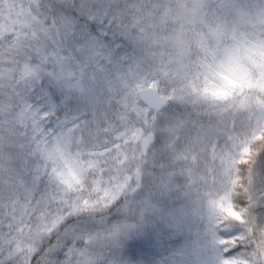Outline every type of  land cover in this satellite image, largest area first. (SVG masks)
I'll use <instances>...</instances> for the list:
<instances>
[{"label":"snow or ice","instance_id":"1","mask_svg":"<svg viewBox=\"0 0 264 264\" xmlns=\"http://www.w3.org/2000/svg\"><path fill=\"white\" fill-rule=\"evenodd\" d=\"M134 12L132 0H0V264H205L169 176V129L191 118L121 103L143 55ZM255 172L239 203L264 221V154ZM230 223L210 238L215 264L248 247Z\"/></svg>","mask_w":264,"mask_h":264},{"label":"trees","instance_id":"2","mask_svg":"<svg viewBox=\"0 0 264 264\" xmlns=\"http://www.w3.org/2000/svg\"><path fill=\"white\" fill-rule=\"evenodd\" d=\"M132 2L135 7L132 23L138 30L143 55L128 71L129 80L124 87L127 84L134 90L155 87L170 100L169 105H178L191 118L190 123L186 119L170 127L178 139L170 144L169 176H178L181 183L184 178L177 173L178 169L190 163L195 173L201 171L198 163L203 152L195 143L184 140L189 130L197 133L199 127H213L225 133L238 128L244 131L247 139L244 150L235 160L232 156L226 159L229 172L226 171L224 186L222 190H212L215 196L223 194L224 201L212 210L210 229L213 235L222 219L231 218L230 227L245 230L248 247L222 264H264V221L252 214L251 206L239 203L247 199L245 185L256 174V166L264 154V0ZM10 26L6 25L5 30ZM240 94L246 96L249 109L260 106L258 122L255 119L246 125L242 122V113L234 105ZM184 95L200 97L205 107L184 104ZM148 112L149 108L146 115L137 118H147ZM129 139L134 140V134ZM216 171L213 174L220 179ZM26 238L34 240L38 235L33 230L31 236L25 232L14 237L18 244L25 245Z\"/></svg>","mask_w":264,"mask_h":264},{"label":"rangeland","instance_id":"3","mask_svg":"<svg viewBox=\"0 0 264 264\" xmlns=\"http://www.w3.org/2000/svg\"><path fill=\"white\" fill-rule=\"evenodd\" d=\"M238 72H240L239 69L237 70V73ZM132 84L135 83L133 82ZM129 85L131 84L126 85L127 92L123 96L121 103L125 106L128 112L135 113L137 117L146 115L148 108L141 105L140 99L137 96L138 89L143 87L134 90L133 86ZM237 98L238 100L234 105L237 112L242 113V122H244L245 125L249 123L248 121L253 119L256 120L255 122H258L260 117L258 110L260 109V106H256V110L254 108L249 109V103L246 96L241 97L240 94ZM184 100V104L190 103L193 105L192 108H196V106L202 108L205 107L202 105L201 102H203V100L200 97L193 99L189 95H184ZM133 128H135V123L133 124ZM133 128H129V131L132 132ZM225 132L226 131H217L213 127H199L197 133L189 130L187 135H185L184 140L185 142L195 143V146L199 147L203 152V155L201 156L202 161L198 163L199 166H201V171L195 173V171L189 167V163L178 169L177 172L182 178H184L182 185L186 197V219L194 226V232L199 233V239H201V237L206 238L205 241L202 242L203 244L200 245L203 251L197 257V259L202 260L205 264H215V254L211 250L210 242V235H212L210 229V221L212 218L211 213L212 210L215 211L218 207V203L220 205V203L224 201L223 194L215 196L217 194L214 195L212 190H222L226 181V171L229 172V169H227L228 166L225 165L228 164L226 159L232 156L235 160L240 153H242L246 145L245 142H247L243 133L244 131L240 128L237 130L235 129L230 133ZM133 134L134 140L141 139L140 130L138 128L135 129ZM184 160L185 158H183V161ZM214 170L219 171L220 179H217V177L214 176ZM171 176L173 175L170 174V177ZM208 179H210V181H208ZM213 183H215L214 186L212 185ZM195 184L198 186L195 187ZM185 185L186 187H184ZM211 186H213V188Z\"/></svg>","mask_w":264,"mask_h":264},{"label":"water","instance_id":"4","mask_svg":"<svg viewBox=\"0 0 264 264\" xmlns=\"http://www.w3.org/2000/svg\"><path fill=\"white\" fill-rule=\"evenodd\" d=\"M141 101L149 105V108L160 111L162 108L169 105V99L161 95V93L153 88H141L138 90V95Z\"/></svg>","mask_w":264,"mask_h":264}]
</instances>
